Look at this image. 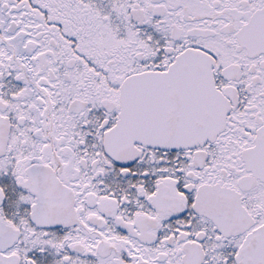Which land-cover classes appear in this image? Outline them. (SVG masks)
Here are the masks:
<instances>
[{"label":"snow or ice","instance_id":"1","mask_svg":"<svg viewBox=\"0 0 264 264\" xmlns=\"http://www.w3.org/2000/svg\"><path fill=\"white\" fill-rule=\"evenodd\" d=\"M0 264H264V0H0Z\"/></svg>","mask_w":264,"mask_h":264}]
</instances>
